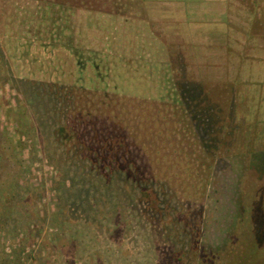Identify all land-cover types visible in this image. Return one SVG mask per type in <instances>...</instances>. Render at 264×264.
<instances>
[{
  "label": "rangeland",
  "instance_id": "rangeland-1",
  "mask_svg": "<svg viewBox=\"0 0 264 264\" xmlns=\"http://www.w3.org/2000/svg\"><path fill=\"white\" fill-rule=\"evenodd\" d=\"M234 3L220 17H70L67 40H36L25 54L0 27V264H226L243 234L254 245L238 264H264V17ZM55 87L96 90L106 106L90 93L94 118L75 126L57 97H39ZM177 99L199 101L213 126L195 133ZM60 124L106 144L120 137L139 172L128 184L142 185L57 201L41 147L57 157ZM206 129L223 137L219 150ZM27 226L38 230L30 243Z\"/></svg>",
  "mask_w": 264,
  "mask_h": 264
},
{
  "label": "trees",
  "instance_id": "trees-1",
  "mask_svg": "<svg viewBox=\"0 0 264 264\" xmlns=\"http://www.w3.org/2000/svg\"><path fill=\"white\" fill-rule=\"evenodd\" d=\"M242 2L243 4H246L247 15L249 14V17H264V0H242ZM5 18L8 19L9 23L6 22ZM70 20V17H0V27L3 31H6V35H9L10 38H17L15 47L21 49V52L25 54L27 53V49H29V47L32 45L31 43L33 41H39L41 39H48L49 41L67 40L66 38H68L69 36L67 37L65 35V32L68 29V23L70 22ZM20 39L23 40V42ZM15 47L14 49H16ZM67 48L72 50L69 43H67ZM72 53L75 56L78 55L76 51H72ZM27 62L28 61H26V64ZM40 62L43 63V61L41 60L39 61V63ZM22 67L26 68L27 65H25L24 63ZM55 91L56 92L54 93L48 94L49 92L47 93L46 91L42 90V95H40L39 97H42L43 99L47 98V96L49 95L57 97L59 99L57 103H61L60 105L62 106L60 114L64 112V121L69 115H71L74 125L78 126L80 125V123L84 122L83 120L87 121L94 118L93 112L95 111V109L91 110L88 107L87 101V97L91 92L87 91V93L84 91V89H75V87H70L68 89V92L66 93H62L57 87H55ZM76 93H79L80 96L84 94L85 99H75ZM91 94H93L97 100H99L104 106H106V99H108L107 96H102V94H99L97 96L96 90ZM29 99L31 100V98ZM110 102L111 100L108 101V104H110ZM177 102L183 106L184 112L187 114L186 116L190 118V128L193 129L195 133L197 132L196 127L198 126V124L200 127L204 125L208 127V125L210 124L211 126H213V123L210 122L211 118L208 115V108H203L204 113L201 116L202 110L201 108L197 107L199 101L196 103L191 102L192 104L189 105L187 103L188 101H181V99H177ZM191 111H193L194 113ZM99 116L100 114L96 115V117ZM111 120L113 124L118 123L119 116L114 115ZM65 126V124H60L55 134L56 142L59 144V146L62 147H60L61 152L57 155V157L50 153V151L47 149V144H44V146L41 147V152L43 153V156L52 166H55L56 168L55 172L57 174L58 180L56 181V183H52L51 190L57 198V201H60L63 196H68L70 200L74 199L72 202H75V200L79 198V195L83 190L86 191V194H89L90 192H95L97 190V192L100 193L99 196L107 198V194L109 193V191L115 188L113 189L112 193L114 192V190H116L120 195L122 192L126 196V193L128 192L127 190H129L128 188L135 192V190L137 189H133V187L139 188L142 185L141 181H137L136 183H134L133 187H130L128 184V182H135L134 178L138 176L139 173L138 171H135L136 165H134V163L129 160V154L131 149H129L130 146L127 145L128 143L123 146L124 148H122V145L118 144V142H120V137L110 133L109 138H106L107 141L109 140L107 142L108 144L105 143V140L97 141V139L95 138L98 135L97 130L91 132V134L94 135L93 138L84 139L83 134L79 133L80 131L78 130V128L66 130ZM210 132V129L205 130L207 137H215L217 142L215 144V147L216 150H219V148L222 147L220 141L221 139H223V137H220V135L217 133H212L211 135ZM105 136L108 137V135ZM116 138L118 141L116 140ZM94 139L96 141L93 145L91 143L92 141H94ZM215 147L211 145L210 147L205 148V150L209 152L210 157L215 156ZM119 149H123L124 151V153L120 152V158H118L117 155ZM133 149L135 150V152L138 151L136 148ZM226 151L229 150L226 149ZM194 170L195 168L191 164L187 170L185 169V173L188 172V174L191 175ZM67 176H69V186H67L68 183L66 182ZM149 182H151V184L153 183L152 181H147L145 183ZM159 182L160 181L157 180L154 183L158 186L160 190H163L164 188L159 186ZM70 188L73 192H70ZM151 194L152 191H145L141 194V196H143V198L148 197L149 200L146 199V201L150 202L152 206H156L155 199H150L151 196H154L153 194ZM86 202L87 199L85 198L83 201H81L83 206L88 205V202ZM28 226L26 227V229H24V231H26V234L23 235L22 242L25 241L27 243H30L34 241L32 238L37 235H33L38 230L32 229L31 232ZM250 231L253 232V234L250 233L251 236L253 235V237H255V229L252 228ZM29 232H31V234H29ZM244 237L245 235L243 234L240 239L242 243L241 251L246 252L254 244H252L249 240H246ZM11 238H14V235H11ZM198 248L199 253L201 251L200 249H202V252H204V248L201 245ZM194 251H196V249H194ZM241 251H239V253L232 258V261L226 262V264H238L240 261L239 257ZM199 260H201L200 257ZM196 264L198 263L196 262Z\"/></svg>",
  "mask_w": 264,
  "mask_h": 264
},
{
  "label": "crops",
  "instance_id": "crops-1",
  "mask_svg": "<svg viewBox=\"0 0 264 264\" xmlns=\"http://www.w3.org/2000/svg\"><path fill=\"white\" fill-rule=\"evenodd\" d=\"M234 1L0 0V17H84L87 24L90 20L87 17H220L233 14ZM212 3L218 6L211 7Z\"/></svg>",
  "mask_w": 264,
  "mask_h": 264
}]
</instances>
